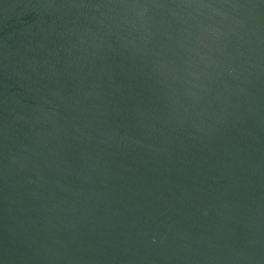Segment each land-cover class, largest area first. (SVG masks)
<instances>
[{
	"label": "water",
	"instance_id": "water-1",
	"mask_svg": "<svg viewBox=\"0 0 264 264\" xmlns=\"http://www.w3.org/2000/svg\"><path fill=\"white\" fill-rule=\"evenodd\" d=\"M0 264H264V0H0Z\"/></svg>",
	"mask_w": 264,
	"mask_h": 264
}]
</instances>
